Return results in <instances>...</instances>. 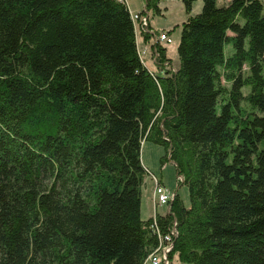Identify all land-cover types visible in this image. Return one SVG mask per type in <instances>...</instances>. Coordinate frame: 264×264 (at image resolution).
<instances>
[{
  "label": "trees",
  "instance_id": "16d2710c",
  "mask_svg": "<svg viewBox=\"0 0 264 264\" xmlns=\"http://www.w3.org/2000/svg\"><path fill=\"white\" fill-rule=\"evenodd\" d=\"M196 1L154 71L126 0H0V264H145L175 225L171 264H264V0ZM148 142L189 201L145 219Z\"/></svg>",
  "mask_w": 264,
  "mask_h": 264
},
{
  "label": "rangeland",
  "instance_id": "374dc122",
  "mask_svg": "<svg viewBox=\"0 0 264 264\" xmlns=\"http://www.w3.org/2000/svg\"><path fill=\"white\" fill-rule=\"evenodd\" d=\"M229 1L230 0H218L217 2L218 7H224L225 5L228 4ZM126 3L128 4L133 16L138 15V14H144V18L147 17L148 13H145V8L148 4V0H126ZM203 6H204L203 0H197L193 6V16L200 14L202 12ZM161 9L163 11L162 15L156 12L152 4L149 6V10L151 12V16H150L151 25L153 26L154 29L151 28L152 30L150 29L149 31L148 27H145L146 32L148 33L146 34V37H148V40L147 39L145 40L143 37L144 32H145V31L143 32L144 26L143 28L141 26L140 28H137L139 47L142 51L143 50L146 51V55L143 57L141 56V59H143L147 63L150 69L152 70L154 69L155 71L156 67H154V64H155L154 57H152L154 48H153V44L151 43V42H154L155 39H157L155 33L156 31H158V35H161L165 32H168V31L171 32L174 30V32L171 34L173 42L171 44H167L165 42L161 44H163V46L167 48L168 56L174 61L173 67H175V70H176V68L179 65L178 46L180 43L181 33H182L181 26H182V23L187 20V14L185 12L183 0H161ZM145 23L150 26L149 16H148V20L147 21L145 20ZM151 39L153 40L151 41ZM230 50L231 48L229 47L227 49V53ZM163 151L164 150L161 147L153 143H150V142L144 143L143 149H142V157L145 161V164L150 166V168H153V164H154L157 170L160 169L162 173V174L157 173V175L152 173L153 175L150 174L149 178H151V180L153 181L154 187L157 184L159 187L163 186V189L166 188L167 192L169 191L170 193H174V194L179 193L181 197L184 199V201L188 202L189 194H188L187 187L183 184V177L177 174V170L174 165L175 163L171 160L170 157L166 156L167 160L163 161V158H164L163 155H165V152ZM158 152L159 153L161 152V155H158ZM148 175H149V172H148ZM162 181L164 182V184L162 183ZM146 182L147 184L143 190V197H142V209L141 210H142L143 217H145L146 215L144 214V212H148L149 210V202L152 201L151 198L154 197V191L152 194V190L154 188L153 184L150 182L148 178ZM171 201L172 200L170 199L166 204H162L156 198V201H154L153 204L155 205V207L162 206V207L170 208L171 203H172ZM163 243L167 247L168 241L165 239V237H163ZM172 248L173 247H170L167 253L163 251L160 254L161 262H159V264H171L172 262L171 255L173 254V250H174V248L173 249ZM175 260H176L175 263L176 262L179 263V261L176 258ZM146 264H152V261L149 260L148 263Z\"/></svg>",
  "mask_w": 264,
  "mask_h": 264
},
{
  "label": "built area",
  "instance_id": "2783aa9c",
  "mask_svg": "<svg viewBox=\"0 0 264 264\" xmlns=\"http://www.w3.org/2000/svg\"><path fill=\"white\" fill-rule=\"evenodd\" d=\"M121 1H125V0H121ZM147 11V10H146ZM147 13V12H145ZM138 19V24H140V22H142L143 26L144 27H149L148 24L145 23V20L147 21L148 20V17H145L144 18V14H138V15H135ZM152 30V29H151ZM148 31V30H147ZM149 31H150V28H149ZM156 34V37L157 39L154 40V42L152 44H155L157 42L159 43H167V44H171L173 42L172 38L170 36H168V34L165 32L161 35H158L157 33ZM148 49V48H146ZM146 55V51L145 50H141L140 49V56H145ZM153 57H154V62L158 59L159 57V51L156 49V47L153 49ZM153 175V174H151ZM155 176V175H154ZM165 188V187H164ZM156 198L162 203V204H166L170 199L172 200L171 202L174 201L175 199V194L174 193H170L169 191L167 192L166 191V188L163 189V186L162 187H159L157 184L155 185L154 187V201H156ZM169 204V203H168ZM172 232L176 233L177 234V231H176V225L174 226V228L172 229ZM161 241L163 242V237H161ZM166 239V238H165ZM170 244L168 243L167 247L164 245V243H161V246L157 249V254L153 255L150 259L146 260L145 261V264L148 263L149 260L152 261V264H159V262H161V256L160 254L165 251V253L168 252V250L170 249Z\"/></svg>",
  "mask_w": 264,
  "mask_h": 264
},
{
  "label": "crops",
  "instance_id": "0c3cea01",
  "mask_svg": "<svg viewBox=\"0 0 264 264\" xmlns=\"http://www.w3.org/2000/svg\"><path fill=\"white\" fill-rule=\"evenodd\" d=\"M160 7H161V5H160ZM165 9H167V8H165ZM147 10V11H146ZM162 10V9H161ZM145 12H147L148 13V16H149V18H150V16H151V12H150V10H148L147 9V6H146V8H145ZM163 14V11H162V13H161V15ZM152 26V25H151ZM152 28H153V26H152ZM154 29V28H153ZM141 44V43H140ZM164 152V151H163ZM158 155H161V152L159 153L158 152ZM164 156V155H163ZM162 156V157H163ZM143 164H144V166H145V168L147 169V170H149V171H151V173H153V174H156L157 175V173H161V171H160V169H158L157 170V168L155 167V165L153 164V168H150V166H148V165H146L145 164V161H144V159H143ZM162 174V173H161ZM148 179L150 180V182L153 184V187H154V183H153V181L151 180V178H149L148 177ZM162 183L164 184V182L162 181ZM146 184H147V182H146ZM146 187V186H145ZM153 191H154V188H153V190H152V194H153ZM152 199V201H150L149 202V210H148V212H144V214H146L145 215V219H149V218H153V217H156V215L157 214H160V215H162V216H164V215H166L168 212H169V210H170V208L169 207H155V205L153 204L154 203V201H153V197L151 198Z\"/></svg>",
  "mask_w": 264,
  "mask_h": 264
},
{
  "label": "bare ground",
  "instance_id": "6f19581e",
  "mask_svg": "<svg viewBox=\"0 0 264 264\" xmlns=\"http://www.w3.org/2000/svg\"><path fill=\"white\" fill-rule=\"evenodd\" d=\"M145 3V2H144ZM133 19L135 20V22L138 24V19H137V17L136 16H133ZM153 57V56H152ZM179 186H180V184H179ZM156 233L159 235V236H162V237H165L166 238V240L168 241V243L171 245V247H173L174 246V238L177 236V234L176 233H174V232H172V230H170L169 232H168V234H164L163 232H161V230L160 229H158L157 227H156ZM161 240L162 239H160V242H161ZM158 249V248H157ZM157 249L148 257V259H150L153 255H155V254H157L156 252H157ZM173 249V248H172ZM147 259V260H148Z\"/></svg>",
  "mask_w": 264,
  "mask_h": 264
}]
</instances>
